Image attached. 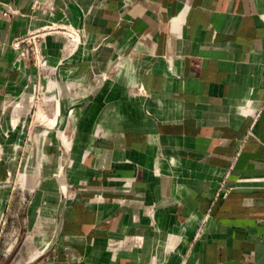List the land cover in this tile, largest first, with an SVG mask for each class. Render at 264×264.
Returning a JSON list of instances; mask_svg holds the SVG:
<instances>
[{"label": "crops", "instance_id": "crops-1", "mask_svg": "<svg viewBox=\"0 0 264 264\" xmlns=\"http://www.w3.org/2000/svg\"><path fill=\"white\" fill-rule=\"evenodd\" d=\"M35 1L0 0V264H264V0ZM46 20L86 40L47 41L43 133L12 41Z\"/></svg>", "mask_w": 264, "mask_h": 264}, {"label": "built area", "instance_id": "built-area-1", "mask_svg": "<svg viewBox=\"0 0 264 264\" xmlns=\"http://www.w3.org/2000/svg\"><path fill=\"white\" fill-rule=\"evenodd\" d=\"M33 10L35 12L40 10L43 13H52L54 10L53 0H36ZM54 35H61L65 38L64 56L62 59L75 52L86 40L85 28L76 27L65 22L46 20L41 25L28 28L26 33L15 37L12 41V47L16 51V63L20 65L22 62H26L37 69L36 80L32 82L31 95L29 97L30 121H35V124L44 123L45 127L37 125L43 133H47L48 128L51 126L56 128L57 124L52 120H55L57 114H60L59 107L62 92L56 78L58 65L51 66L49 54L46 50L48 39ZM111 75L112 72L102 73L101 79L107 80ZM133 88L135 89L134 93H144V90L140 87L136 86ZM60 131L64 135V131ZM26 157V160H28L29 155H26ZM61 172L62 169L59 172H55L54 176H60ZM68 185L67 183L61 184L62 194L65 197L70 196L73 192L71 185Z\"/></svg>", "mask_w": 264, "mask_h": 264}, {"label": "rangeland", "instance_id": "rangeland-1", "mask_svg": "<svg viewBox=\"0 0 264 264\" xmlns=\"http://www.w3.org/2000/svg\"><path fill=\"white\" fill-rule=\"evenodd\" d=\"M32 158V156H31ZM32 160V159H31ZM41 168V167H39ZM35 169H25V170H20V173H21V178L25 179V180H30L31 178H35V177H38V175H41L42 174V169H39V171L35 170ZM29 171V172H28ZM34 171V172H33ZM35 174V176H34ZM27 175V176H26ZM55 177V176H54ZM68 185V184H67ZM69 186V185H68ZM33 188V187H32Z\"/></svg>", "mask_w": 264, "mask_h": 264}, {"label": "bare ground", "instance_id": "bare-ground-1", "mask_svg": "<svg viewBox=\"0 0 264 264\" xmlns=\"http://www.w3.org/2000/svg\"><path fill=\"white\" fill-rule=\"evenodd\" d=\"M39 134V133H38ZM28 168V167H27ZM29 172V171H28ZM27 176V175H26ZM165 255V254H164Z\"/></svg>", "mask_w": 264, "mask_h": 264}]
</instances>
